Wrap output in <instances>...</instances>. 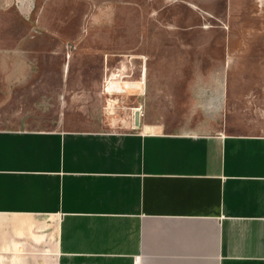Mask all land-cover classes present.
<instances>
[{
  "label": "crops",
  "instance_id": "obj_1",
  "mask_svg": "<svg viewBox=\"0 0 264 264\" xmlns=\"http://www.w3.org/2000/svg\"><path fill=\"white\" fill-rule=\"evenodd\" d=\"M146 67L123 86L111 74L109 92L139 99ZM133 113L0 130V264H264V126Z\"/></svg>",
  "mask_w": 264,
  "mask_h": 264
},
{
  "label": "rangeland",
  "instance_id": "obj_2",
  "mask_svg": "<svg viewBox=\"0 0 264 264\" xmlns=\"http://www.w3.org/2000/svg\"><path fill=\"white\" fill-rule=\"evenodd\" d=\"M139 62L140 98L109 92ZM137 109L178 130L264 126V0H0V130L112 129Z\"/></svg>",
  "mask_w": 264,
  "mask_h": 264
},
{
  "label": "water",
  "instance_id": "obj_3",
  "mask_svg": "<svg viewBox=\"0 0 264 264\" xmlns=\"http://www.w3.org/2000/svg\"><path fill=\"white\" fill-rule=\"evenodd\" d=\"M139 117H140V113L137 110V111L134 112V120H133V123H134L135 127L139 126Z\"/></svg>",
  "mask_w": 264,
  "mask_h": 264
}]
</instances>
